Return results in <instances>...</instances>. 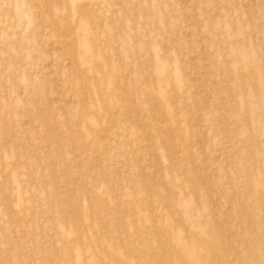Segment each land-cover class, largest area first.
I'll return each instance as SVG.
<instances>
[{"label": "rangeland", "instance_id": "rangeland-1", "mask_svg": "<svg viewBox=\"0 0 264 264\" xmlns=\"http://www.w3.org/2000/svg\"><path fill=\"white\" fill-rule=\"evenodd\" d=\"M263 165L264 0H0V264L92 262L75 209L116 247L182 217L192 255L255 264Z\"/></svg>", "mask_w": 264, "mask_h": 264}, {"label": "bare ground", "instance_id": "bare-ground-1", "mask_svg": "<svg viewBox=\"0 0 264 264\" xmlns=\"http://www.w3.org/2000/svg\"><path fill=\"white\" fill-rule=\"evenodd\" d=\"M49 21L54 23L57 29L60 30L62 28L61 24L57 20L55 21L54 19H49ZM67 33L73 35L74 27L69 26ZM78 74L79 76H83V77L85 76L84 75L85 72L82 71L81 69L79 70ZM259 157L261 158V155ZM262 172H264V165L262 166ZM262 198L264 199V196H262ZM164 203L166 204V207L169 208L170 210L171 209L173 210L174 207L175 208L180 207L181 206L180 195L175 196L174 193L172 192V189H167ZM173 203H175V205ZM130 210L126 209L125 213L127 214L132 213L133 215L134 210L132 209ZM77 211H78L79 217L83 220L84 225L81 223L80 228L72 225L74 229V235L77 236L79 239H81V243H82L81 251L83 252V254L85 256L88 254H91L93 256L92 262H89L86 264H115L118 260V257L120 255H123L124 253L126 254L129 250H131V254L127 256L129 257L127 258V261L130 262L131 264H139L136 260L134 261L132 257H136L137 252L145 253V251H149V252L152 251L156 253V255L155 257L153 256V258L146 256L142 261L143 264H213V259L211 255L207 253V251L209 250L208 248H210V245L208 244V242L204 246H202L203 253L201 256L198 257L196 255H192V251H193V249L191 248L192 243L196 244L197 240L193 238V230L189 228L186 224H183L182 226L183 228L187 229L188 233L184 232L185 233L184 237L181 238V240L179 241L177 240V238H174L175 232L176 230H178V228L180 227V223L182 222V219H183L182 217H180L179 220L176 222L173 221V223L170 222L172 220L171 217H167L165 219V220H169L168 222L165 223V224L167 223L169 224L167 228H165L164 226L150 228L149 227L150 225H146V224L139 225L138 218L134 214L132 216L134 231L132 233L133 237L130 238L131 242L128 244V246L126 244L124 247H121V246L116 247L115 243H118L120 241V236H113V237L107 236L108 233H106L105 231L102 232L98 225H96V227L94 225L93 226L90 225L89 223L90 216H88V213L82 210L79 211L78 209H75L73 213L76 214ZM92 217L97 218L98 215L95 214ZM74 218L75 216H73V219ZM147 218H148L147 221L152 223V220H153L152 214H150ZM174 219L176 220V218ZM87 220H88V225L85 226ZM196 227L197 226L194 223L193 228H196ZM109 231H112V227H110ZM92 233H95L97 237L94 242L90 239V235ZM170 233L174 234V236L169 237L168 234ZM142 236L146 238H152V236H154L156 237V241L155 243H151L150 245H146L142 247L140 245V243L143 240ZM102 248L105 249V251L102 250ZM171 256H173V260L176 258V262L170 259ZM117 264H120V263H117ZM255 264H264V257H260V259L255 258Z\"/></svg>", "mask_w": 264, "mask_h": 264}]
</instances>
